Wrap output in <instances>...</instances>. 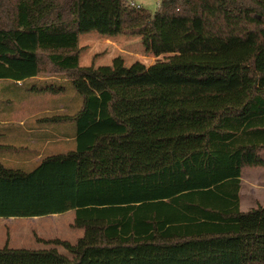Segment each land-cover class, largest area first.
<instances>
[{
    "label": "trees",
    "instance_id": "trees-1",
    "mask_svg": "<svg viewBox=\"0 0 264 264\" xmlns=\"http://www.w3.org/2000/svg\"><path fill=\"white\" fill-rule=\"evenodd\" d=\"M169 17L186 19L183 38L224 51L148 67L80 64L82 33L167 41ZM259 33L264 0H159L154 12L136 0H0V119L14 101L50 93L54 108L35 119L48 131L32 138L70 140L27 165L15 161L32 152L25 136L0 123V217L74 210L70 226L84 232L37 237L42 248L7 242L0 255L264 264V205L240 208L243 168L264 167V46L257 58L256 41L241 56L226 50Z\"/></svg>",
    "mask_w": 264,
    "mask_h": 264
},
{
    "label": "rangeland",
    "instance_id": "rangeland-1",
    "mask_svg": "<svg viewBox=\"0 0 264 264\" xmlns=\"http://www.w3.org/2000/svg\"><path fill=\"white\" fill-rule=\"evenodd\" d=\"M97 1V0H94ZM145 8L154 12L159 0H136ZM95 12L100 10H108L111 12L113 6H95ZM84 12V9L82 10ZM81 12V13H82ZM164 27L168 31V40H160L159 38L144 39L142 36H108L101 35L97 32H84L80 36V46L83 47V52L80 56V64L82 66L94 65L95 68L101 66H113L114 59L121 57L124 67H132L140 63L146 67L160 62H177L191 59L195 53L212 54L224 51L218 47L214 51L201 48L199 41L194 38H183L182 33L186 30V19L182 18H165L163 21ZM102 36V37H101ZM253 41L258 43L254 53L258 52L259 43L261 49L260 55L264 46V34H254L250 40H240L233 42L226 50L232 51L235 55L241 56L240 51L250 46ZM260 41V42H259ZM253 53V52H251ZM256 53L254 57L257 58ZM249 54V53H247ZM264 54V53H263ZM261 55V57L263 56ZM246 55V54H244ZM233 56V55H232ZM259 57V58H261ZM254 59V58H253ZM238 60V59H237ZM76 92V91H75ZM55 95L45 94L36 95L28 101L18 106L12 114V121L15 123L35 120L38 116L44 113H51L53 99ZM69 145L60 142L51 143L47 146L49 152L58 150L66 151ZM264 158V151L261 153ZM241 183V203L242 211H247L258 203L264 205V167H245L242 170ZM74 218V210H69L60 214L46 215L42 217H17L4 218L0 217V247H3L7 242L10 247L15 248H42L45 245L37 241V237L54 238L69 240L71 242L83 235V229H74L70 226ZM11 262L7 260L0 261V264H45L38 261Z\"/></svg>",
    "mask_w": 264,
    "mask_h": 264
},
{
    "label": "crops",
    "instance_id": "crops-1",
    "mask_svg": "<svg viewBox=\"0 0 264 264\" xmlns=\"http://www.w3.org/2000/svg\"><path fill=\"white\" fill-rule=\"evenodd\" d=\"M92 32H96V31H92ZM25 102L26 101H22L20 103L18 101L17 102L14 101L15 107H13V111L12 112L14 113V111H16L17 107L22 105ZM3 103H4V99H2L0 101V104H3ZM12 114H11V117L8 118V119L7 118L0 119V123L3 126H11V127L19 128L18 131H15L14 129L11 128L10 130H7V132L9 134L19 133L20 135L25 136L26 145L28 144L32 148V152L30 151L29 154L24 153V155H21V156L19 155L21 158L15 160V161L20 162V163L21 162H25L27 165H33L35 162H38L39 158L47 151L46 148H47V146L49 144L55 143V142L58 141V142H60L62 144L66 143L67 145H69L70 140L68 138H64L62 136H59V138H55V139H52V140H45L43 142H39L35 138H32L33 132L34 131L47 132L48 128H46V127L42 128L41 125L38 128L37 127L38 124H37V122L35 120H26V121L15 123V122L12 121ZM33 126H35V127L33 128ZM20 127H22V129ZM12 151L13 150L8 151V152L11 153ZM58 151H63V150H58ZM41 259H42L41 257L40 258L39 257L38 258L37 257L36 258H29V261H38V260L41 261ZM3 260H7V261H11V262H18V261L19 262L20 261L25 262V261H28L27 258H15V257H7V256H4V255H0V261H3Z\"/></svg>",
    "mask_w": 264,
    "mask_h": 264
}]
</instances>
